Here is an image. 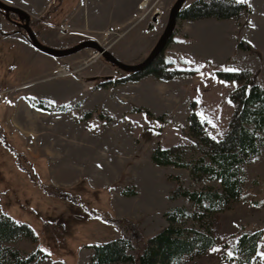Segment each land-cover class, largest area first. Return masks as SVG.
<instances>
[{"label":"rangeland","instance_id":"374dc122","mask_svg":"<svg viewBox=\"0 0 264 264\" xmlns=\"http://www.w3.org/2000/svg\"><path fill=\"white\" fill-rule=\"evenodd\" d=\"M4 1L30 13V25L43 43L67 47L94 38L129 63L147 56L175 2ZM144 1L147 5L141 8ZM193 1L186 0L182 8ZM235 1L245 3L248 11L234 18L177 17L158 55L168 71L175 70L168 78L132 74L90 47L52 56L25 37L15 23L17 13L0 10V208L29 223L38 236L8 244L24 253L38 248L48 252L31 264H91L93 251L83 240L66 235L54 220L37 216L29 205L34 189L26 172L33 175V167L41 163L54 185H71L85 177L91 187L108 186L116 214L134 219L144 236L169 223L166 212L185 207L174 225L189 235L187 226L204 229L213 241L201 254L186 256L190 264H264V145L243 165L239 196L211 206L174 191L177 186L217 188V179L200 173L193 177L188 167L157 164L151 158L156 147H170L188 162L202 154L205 145L190 132L191 111L213 138L226 133L234 110L230 94L237 83L220 72L246 69L253 82L264 85V0ZM59 8L56 22L52 18ZM12 63L17 66L13 81L2 80ZM13 139L23 150L14 154L16 159L8 150L14 148ZM16 161L25 171L26 189L18 187L23 176ZM32 178L38 181L36 175ZM78 206L65 202L54 208L73 217ZM66 230H75L74 220ZM254 230H260V237L250 253L249 242L238 246V239ZM81 235L94 241L108 238L98 224ZM41 255L39 251L37 257Z\"/></svg>","mask_w":264,"mask_h":264},{"label":"trees","instance_id":"16d2710c","mask_svg":"<svg viewBox=\"0 0 264 264\" xmlns=\"http://www.w3.org/2000/svg\"><path fill=\"white\" fill-rule=\"evenodd\" d=\"M61 6V5H60ZM248 8L245 3L235 0H195L179 10L178 16L190 18L216 17L234 18ZM61 8L55 12L52 20L59 21ZM243 42L241 41V44ZM11 47V44H8ZM14 49H10L12 51ZM158 56L142 70L132 74H153L157 77L168 78L175 74V70L168 71L166 64ZM17 67V66H16ZM12 63L6 70L7 76L2 80L13 81L17 71ZM164 72V73H163ZM226 79H232L237 84L230 94L234 104L233 113L229 119L228 130L219 139L210 136L195 111L189 115L190 132L205 145L202 154L193 162L181 159L170 147H156L152 152V160L157 164H174L188 167L194 177L198 173L217 179L220 186L202 190H190L177 186L174 194L184 195L188 200L202 204L206 201L209 206L214 203H228L236 199L243 183V165L257 156L264 145V85L252 81L251 72L246 69L220 72ZM140 110L149 111L140 107ZM3 135V132H0ZM4 136V135H3ZM4 143L6 137H4ZM14 142V139L13 141ZM12 142H7L12 145ZM5 145V144H4ZM14 148L16 143L13 144ZM6 146V145H5ZM7 147V146H6ZM8 148V147H7ZM9 149L10 156L22 153V149ZM16 159V158H15ZM17 172L24 170L16 161ZM41 163L39 168L33 167L29 175L30 188L34 189L29 205L47 221L54 223L65 230L66 235L74 239L83 240V245L93 248L91 264H190L186 256H194L204 252L212 244L211 235L201 228L186 227L189 233L184 232V227L176 226L173 220L176 216L185 214V207L177 206L166 212L169 223L158 231L144 236L138 223L127 216H118L111 204V194L108 186L91 187L87 179L82 177L71 185H54ZM13 171V169H11ZM38 177L33 181L32 176ZM28 181L23 180L18 186L26 189ZM71 202L79 205L78 210L71 215L58 211L54 205ZM66 213V214H65ZM52 216L53 219L51 218ZM64 218V219H62ZM74 220L75 230L67 231L70 221ZM100 225L103 234L108 236L100 241L83 238L81 233L88 227ZM77 231H79L77 233ZM119 232L114 235V232ZM38 237L33 227L23 221L16 220L0 208V264H31L46 256L48 252L38 248L24 253L18 247L7 242L19 237ZM260 230L244 232L238 239V246L249 242V251H256ZM41 251L42 255L37 257ZM194 264V263H191ZM246 264H250L249 262Z\"/></svg>","mask_w":264,"mask_h":264},{"label":"water","instance_id":"95a60500","mask_svg":"<svg viewBox=\"0 0 264 264\" xmlns=\"http://www.w3.org/2000/svg\"><path fill=\"white\" fill-rule=\"evenodd\" d=\"M185 1L186 0H175V2L170 8L166 25L162 33L160 34L159 38L157 39L156 43L151 48L147 56L142 61L137 63H129L119 59L108 49L107 46L102 45L98 40L94 38H85L67 47H55L43 43L37 37L35 31L32 29L30 25L31 17H30V13L27 10H25L24 8L18 5L10 4L4 0H0V10L5 13L8 12L18 13L20 18L18 25L21 30L23 29L24 31L23 33L25 37L30 41V43L34 47L45 53H48L52 56L60 57L74 53L82 48L90 47L96 50V55H102L106 60L116 64L122 69H125L129 72H135L142 70L162 52L168 40L173 34L179 10L182 8Z\"/></svg>","mask_w":264,"mask_h":264},{"label":"flooded vegetation","instance_id":"af4514ba","mask_svg":"<svg viewBox=\"0 0 264 264\" xmlns=\"http://www.w3.org/2000/svg\"><path fill=\"white\" fill-rule=\"evenodd\" d=\"M16 13V12H15ZM17 16H18V19L17 20H15V23L18 25V23H19V21H20V18H19V15H18V13H17Z\"/></svg>","mask_w":264,"mask_h":264},{"label":"bare ground","instance_id":"6f19581e","mask_svg":"<svg viewBox=\"0 0 264 264\" xmlns=\"http://www.w3.org/2000/svg\"><path fill=\"white\" fill-rule=\"evenodd\" d=\"M147 4H146V2L142 5V8H145V6H146Z\"/></svg>","mask_w":264,"mask_h":264},{"label":"crops","instance_id":"0c3cea01","mask_svg":"<svg viewBox=\"0 0 264 264\" xmlns=\"http://www.w3.org/2000/svg\"><path fill=\"white\" fill-rule=\"evenodd\" d=\"M145 2H146V4H147V1H144V2L141 4V6H140L141 8H142V5H143Z\"/></svg>","mask_w":264,"mask_h":264},{"label":"built area","instance_id":"2783aa9c","mask_svg":"<svg viewBox=\"0 0 264 264\" xmlns=\"http://www.w3.org/2000/svg\"><path fill=\"white\" fill-rule=\"evenodd\" d=\"M0 99H3V97H1Z\"/></svg>","mask_w":264,"mask_h":264}]
</instances>
